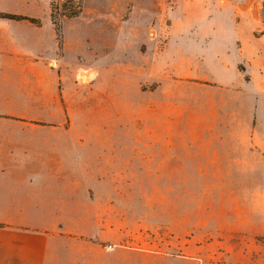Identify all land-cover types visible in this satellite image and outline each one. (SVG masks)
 <instances>
[{
    "label": "rangeland",
    "instance_id": "374dc122",
    "mask_svg": "<svg viewBox=\"0 0 264 264\" xmlns=\"http://www.w3.org/2000/svg\"><path fill=\"white\" fill-rule=\"evenodd\" d=\"M52 10L57 46L45 61L62 57L64 35L79 34L69 46L87 97L63 121L121 125L123 146L79 180L78 210L0 217L39 221L48 264L87 251L131 257L111 264H219L252 250L264 222V0H0L1 14L50 21ZM11 20L21 33L31 23ZM215 53L229 59L211 62ZM106 88L124 89L125 105L105 101ZM119 102L125 114L113 113Z\"/></svg>",
    "mask_w": 264,
    "mask_h": 264
},
{
    "label": "crops",
    "instance_id": "0c3cea01",
    "mask_svg": "<svg viewBox=\"0 0 264 264\" xmlns=\"http://www.w3.org/2000/svg\"><path fill=\"white\" fill-rule=\"evenodd\" d=\"M30 17L39 19L40 23L31 22L23 33L16 29L13 20L0 19V212L78 210L79 180L95 177L96 158L111 157L113 147L123 146L115 135L126 131L121 125L63 121L66 115L70 118L86 109L81 103L87 97L75 80L80 65L69 46V38L79 41V34L67 33V41L64 35L63 55L49 66L45 58L57 46L55 28L48 27L52 20L36 15ZM72 24V18L63 21L64 26ZM188 31V34L193 33ZM218 31L215 28L213 33L218 34ZM21 52L28 57L18 58L17 53ZM213 56L210 61L214 63L229 59L223 53ZM184 61L190 66L197 60L186 56ZM247 95L254 102L262 96ZM103 99L111 105L113 99L123 100L125 105L126 91L106 88ZM125 108L119 102L118 108L112 109L113 113L121 115L123 110L125 114ZM48 115L56 116L57 121H50ZM2 216L0 264H48L51 243L40 222L16 214H9L7 219ZM257 236L262 239L250 245L252 250L229 254L219 264H264V222L252 235L254 240ZM112 255H119L116 256L119 259L131 258L127 252L87 251L77 253L72 264H111L108 260Z\"/></svg>",
    "mask_w": 264,
    "mask_h": 264
},
{
    "label": "trees",
    "instance_id": "16d2710c",
    "mask_svg": "<svg viewBox=\"0 0 264 264\" xmlns=\"http://www.w3.org/2000/svg\"><path fill=\"white\" fill-rule=\"evenodd\" d=\"M77 13H78L77 11H72L69 16H76ZM62 15L65 16V14H62ZM0 17L1 18H7V19H26V20H29V21H31L33 23L37 22V19H35V18L28 17V16H23V15H17V14H1L0 13ZM51 19H52L53 24L55 25V31H56L58 29V27H57V23H56V20H55V17H54L53 10L51 12Z\"/></svg>",
    "mask_w": 264,
    "mask_h": 264
}]
</instances>
